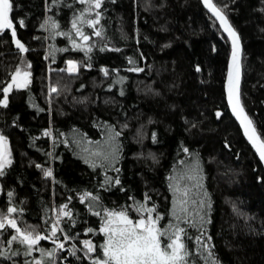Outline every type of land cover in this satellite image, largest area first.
<instances>
[{"label":"trees","instance_id":"obj_1","mask_svg":"<svg viewBox=\"0 0 264 264\" xmlns=\"http://www.w3.org/2000/svg\"><path fill=\"white\" fill-rule=\"evenodd\" d=\"M214 2L241 37L242 100L264 138V0ZM12 3L11 18L25 21V27L17 24L16 30L29 49L23 55L31 64L32 83L26 90L13 89L8 107H0V130L8 137L13 156L0 176V211L16 207L18 212L12 215L18 224L43 231L53 209L68 203L76 220L71 232H80V240L100 243V235H83L87 227L98 228L99 221L79 202L82 192L98 191L104 206L112 208L131 204L130 195L143 199L147 191L166 212L172 199L167 178L179 160L189 159L182 151L187 147L198 154L203 169L211 204L205 209L210 222L204 227L212 238L213 258L217 264H264V166L229 110L224 84L231 42L202 1L104 0L101 23L107 47L121 51H100L103 42L93 37L97 46L88 54L90 61L84 52L72 50L66 38H50L40 28L46 17L53 16L60 30H68L74 11L83 7L77 0H63L59 7L52 6V0ZM64 47L69 51H55L53 62L50 51ZM128 57L144 71H126L133 66ZM69 59L82 63L78 73L59 71ZM20 60L6 30L0 36V82L10 79ZM89 62L91 68L86 66ZM101 68L109 69L108 77ZM119 77L125 78L123 83H116ZM50 84L59 88V95L49 96ZM217 112L222 114L219 118ZM125 123L116 165L120 172L108 173L119 175L121 185L105 191L100 187L104 170L85 163L88 153L83 148L95 151L96 141L105 142V124L119 130ZM45 130H51L52 136H44ZM36 164L51 168L53 176L45 177ZM8 192L13 193L11 199ZM189 231L195 234L194 229ZM10 234L9 229L0 239ZM40 246L54 247L47 240ZM12 247L21 254L11 260L0 258V264H24L40 256L34 252L25 257L23 248ZM195 258L196 264H205L199 255ZM56 264L87 261L65 251Z\"/></svg>","mask_w":264,"mask_h":264},{"label":"snow or ice","instance_id":"obj_2","mask_svg":"<svg viewBox=\"0 0 264 264\" xmlns=\"http://www.w3.org/2000/svg\"><path fill=\"white\" fill-rule=\"evenodd\" d=\"M77 2L83 7L74 11L68 30H60L61 25L53 16L46 17L40 24V28L49 32L50 38L56 36L66 38L72 50L82 51L86 56L97 46L93 37L99 38L103 42L100 51H121L119 48L109 49L107 47L104 26L101 23L103 18L101 8L104 0H77ZM62 3L63 0H52V6L59 7ZM203 3L219 21L220 27L227 33L231 42L226 84L228 104L239 121L245 137L258 153L260 161L264 162V138L258 134L253 120L246 114L241 101L242 48L240 37L224 12L212 0H203ZM52 6H49V12L52 11ZM67 6L71 8V4ZM12 11V0H0V36L6 30L9 31L15 47L21 54L20 63L10 73V79L0 82V92L3 94L0 99V107L4 108L8 107L9 94L13 89L26 90L32 83V73L29 71L31 64L24 59L23 55L29 49L17 38L16 30L17 24L21 28L25 27V21L24 19L14 21L11 18ZM86 28L91 29V32L85 31ZM55 51L67 52L69 48L52 49L49 55L53 56V62ZM47 58L46 56L45 59ZM88 60H91L90 56H88ZM66 63L67 67L59 69L60 72L75 74L82 66V63L78 64L72 59L67 60ZM128 63L133 66L126 71L136 73L144 71L143 68L135 66L137 61L132 57H128ZM86 66L92 67L90 62ZM100 71L105 77L110 74L108 68H101ZM112 71L117 74L119 72L118 69ZM124 79V77H119L116 83H123ZM48 93L50 97L53 94L59 95V88L50 84ZM120 94L123 95V92L121 91ZM216 115L219 118L222 114L217 112ZM103 127L105 142L101 144L100 141H96L95 151H90L87 147H84L83 151L88 153L85 163H88L93 169L99 167L104 170V179L100 187L107 191L113 186L121 185L119 175L113 177L108 173L119 174L120 172V168L116 166L119 163L121 151L119 138L128 125L125 123L119 130L115 125L110 124H105ZM43 135L49 137L52 136V132L45 130ZM152 139L155 141V133H153ZM8 143V138L0 135V176L4 175L5 167L12 163ZM74 143H79V141H74ZM91 143L89 141V144ZM182 151L189 159L179 160L178 165L173 168L167 178L172 199L171 207L166 212L159 210L158 203L147 191L143 193V199H137L134 195H130L128 200L131 201V204L112 208L104 206L98 191H84L79 196V202L85 204L88 212L98 218L99 227H87L83 235L92 234V236L103 237L102 242L94 243L92 239L80 240V232H71L76 220L73 219L74 213L68 203L53 209L54 216L45 220L47 228L43 231H38L37 227L32 225L18 224L17 218L12 215L17 213L18 209L9 206L6 211H0V237H3L7 230H11L10 238L0 239V258L11 260L20 255V249L12 247L17 244L23 248L25 257L33 256L34 252L40 253L39 258H34L31 261L26 259L24 264H48L49 261L51 264H56L59 254L65 251L68 255L76 257L77 260L87 261V264H196V255H199L205 264H217L211 251L212 238L207 235L204 227L210 222L206 219L205 209L210 208L211 204L208 193L204 189L203 169L200 166L199 156L192 153L187 147H183ZM47 155L51 156L52 153H47ZM36 167L43 171L45 177L53 176L51 168H45L41 164H36ZM120 190L126 191L123 187ZM7 195L11 199L13 193L8 192ZM68 199L70 202L72 198ZM234 210L238 215H243L238 210ZM132 213H135V218ZM166 216L168 219L165 222ZM85 223L87 222L85 221ZM189 229H194L195 234L190 233ZM45 240L50 241L54 247L51 249L41 247L40 242ZM66 244H71V246L66 249ZM77 253H82V256H78Z\"/></svg>","mask_w":264,"mask_h":264},{"label":"water","instance_id":"obj_3","mask_svg":"<svg viewBox=\"0 0 264 264\" xmlns=\"http://www.w3.org/2000/svg\"><path fill=\"white\" fill-rule=\"evenodd\" d=\"M202 1V3H203V0H201ZM212 2L218 7V8H220L215 2H214V0H212ZM203 5H204V3H203ZM205 6V5H204ZM206 8V7H205ZM207 9V8H206ZM221 9V8H220ZM208 10V9H207ZM222 10V9H221ZM209 11V10H208ZM223 11V10H222ZM210 12V11H209ZM224 12V11H223ZM211 13V12H210ZM212 14V13H211ZM224 14L227 16V14L224 12ZM227 18H228V20H229V22H230V24L233 26V28L236 30V28L234 27V25L232 24V22L230 21V19H229V17L227 16ZM218 21V20H217ZM218 23H219V21H218ZM220 25V24H219ZM223 30V29H222ZM237 31V30H236ZM237 33H238V31H237ZM227 34V33H226ZM238 35H239V33H238ZM239 37H240V35H239ZM17 38L18 39H20L18 36H17ZM21 40V39H20ZM21 42L22 43H24L22 40H21ZM240 42H241V48H242V55H241V81H240V93H241V101H242V105H243V107H244V109H245V112H246V114L253 120V118L251 117V115L249 114V112H248V110L246 109V107H245V105H244V103H243V100H242V80H243V65H242V56H243V45H242V41H241V37H240ZM25 44V43H24ZM25 46L28 48V46L25 44ZM231 54V53H230ZM229 61H230V56H229ZM229 61H228V63H229ZM226 84H227V73H226V77H225V84H224V86H225V94H226V100H227V93H226ZM227 103H228V101H227ZM228 107H229V110L231 111V107H230V105L228 104ZM231 113H232V111H231ZM232 115L234 116V114L232 113ZM235 117V116H234ZM235 119H236V117H235ZM237 120V119H236ZM238 121V120H237ZM238 123H239V121H238ZM253 123H254V120H253ZM239 125H240V123H239ZM254 126L257 128V126H256V124L254 123ZM240 127H241V125H240ZM241 129H242V127H241ZM257 130H258V128H257ZM242 132H243V129H242ZM244 134V133H243ZM258 134H260V132H259V130H258ZM245 136V135H244ZM262 136V135H261ZM246 139H247V137H245ZM263 138V137H262ZM248 140V139H247ZM251 144V143H250ZM257 155H258V153H257ZM258 157H259V155H258ZM262 164H263V166H264V162H262Z\"/></svg>","mask_w":264,"mask_h":264},{"label":"rangeland","instance_id":"obj_4","mask_svg":"<svg viewBox=\"0 0 264 264\" xmlns=\"http://www.w3.org/2000/svg\"><path fill=\"white\" fill-rule=\"evenodd\" d=\"M30 71V70H29ZM0 135H4L2 132H1V130H0ZM4 136H6V135H4ZM7 137V136H6ZM8 138V137H7ZM8 142H9V139H8ZM8 146H9V148H10V150H11V160L13 159V156H12V149H11V145H10V142L8 143ZM0 191H1V183H0Z\"/></svg>","mask_w":264,"mask_h":264}]
</instances>
